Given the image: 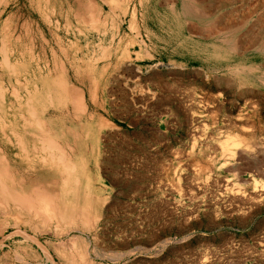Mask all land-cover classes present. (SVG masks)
Listing matches in <instances>:
<instances>
[{
	"label": "rangeland",
	"instance_id": "rangeland-1",
	"mask_svg": "<svg viewBox=\"0 0 264 264\" xmlns=\"http://www.w3.org/2000/svg\"><path fill=\"white\" fill-rule=\"evenodd\" d=\"M0 264H264V0H0Z\"/></svg>",
	"mask_w": 264,
	"mask_h": 264
},
{
	"label": "bare ground",
	"instance_id": "bare-ground-1",
	"mask_svg": "<svg viewBox=\"0 0 264 264\" xmlns=\"http://www.w3.org/2000/svg\"><path fill=\"white\" fill-rule=\"evenodd\" d=\"M26 101H27V100H26ZM25 107H26V106H25ZM40 125H41V124H40ZM41 140H42V139H41ZM16 142H18V139H17ZM18 143H19V142H18ZM18 143H17V144H18ZM21 144H22L23 146H22ZM24 144H25V143H24ZM24 144L21 142L19 145H20V147L22 146V147H21L22 150L24 149V147H26V148H25L26 150H24V151H25V153H28V154H29V152H26V151H28V149H30V147H31V149H32V146H33V148H34V145H31L29 148H27L28 145L25 146ZM26 144H28V143H26ZM57 145H58V144H57ZM39 147H40V146H39ZM39 147H35V149H34L35 152L37 151V153H38V151L41 152V150H43L42 152L45 151V152L47 153V158L49 157V160L52 159V160L61 161L60 158H62L63 156L59 157V155H58V151H59V149H58L57 152H54V151H53L54 149L52 148V146H51V148H48V149H46V148H45V149H42V147H40V148H41V149H40ZM49 147H50V145H49ZM55 147H56V146H55ZM36 149H38V150H36ZM39 149H40V150H39ZM55 149H56V148H55ZM19 150H20V148H19ZM32 150H33V149H32ZM32 150H29V151L31 152ZM20 151H21V150H20ZM24 151H22V152H24ZM55 151H56V150H55ZM22 152H21V153H22ZM33 152H34V151H33ZM33 152H32V153H33ZM35 152H34V154H35ZM32 153H31V154H32ZM22 154H23V155H26V154H24V153H22ZM28 154H27V155H28ZM59 154H60V153H59ZM27 155H26V156H27ZM42 157H43V156H42ZM42 157H41V158H42ZM26 158H27V157H26ZM29 158H30V157H29ZM43 158H45V157H43ZM43 160H44V159H43ZM49 162H50V161H49ZM54 164H55V163H54ZM56 165H57V164H56ZM51 166H52V165H51ZM49 168H50V167H49ZM53 168H54V167H53ZM56 168H57V167H56ZM68 168H69V167H68ZM62 170H63V169H62ZM69 172H70V171H69ZM64 180H65V179H64Z\"/></svg>",
	"mask_w": 264,
	"mask_h": 264
}]
</instances>
